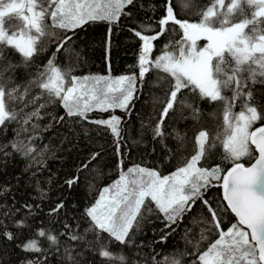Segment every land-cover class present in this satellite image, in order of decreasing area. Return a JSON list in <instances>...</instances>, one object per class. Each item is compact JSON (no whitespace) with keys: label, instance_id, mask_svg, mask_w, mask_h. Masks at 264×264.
Here are the masks:
<instances>
[{"label":"snow or ice","instance_id":"obj_1","mask_svg":"<svg viewBox=\"0 0 264 264\" xmlns=\"http://www.w3.org/2000/svg\"><path fill=\"white\" fill-rule=\"evenodd\" d=\"M177 2L187 7L188 0ZM134 3L135 0H104L103 3L100 0H0V131H6L12 122L19 126L15 133L17 139L0 146V152L9 155L4 148L11 147L35 163H43L33 155L32 141L36 137L31 133L40 128L33 120L42 119L41 110L58 102L65 114L53 117V122L62 123L67 117L76 123L85 120L106 126L117 138L116 151L118 156L121 155V118L112 115L108 119L89 120L87 114L95 110H127L136 92L137 76L133 74L115 79L78 77L71 75V69L62 71L55 65L54 58L72 40V36L66 34L68 31L74 33L90 21H106L109 25L116 23L124 8ZM164 7L165 15L159 19L158 30L153 34H143V25L140 31L132 29L142 41L138 73L141 82L151 68L167 74L166 77H158L165 95L153 138L163 140L164 118L177 107L191 110L192 118L200 119L199 108L184 97V90H189L193 98L223 105V132L210 141L208 131H198L192 141L191 152L194 154L184 157L183 166L169 175H161L155 169L140 165L122 172L114 189H104V193L111 192L112 195L101 194L95 204L85 209L90 227L84 231L94 235V240L86 243L101 258L123 262L125 256H117L108 250L110 243L132 245V233L152 215L159 218L163 214L167 221L165 227L175 231L173 225L178 224L199 201L207 212V218L203 221L205 228L201 229L199 239L188 241L194 248L193 264H264V102L257 99L258 94L252 87L264 85V0H227V3L226 0H210V6L198 14L200 19L197 22L178 19L174 0H165ZM170 22L179 26L182 35L172 44L173 50H168L169 46L165 45L162 54L153 60L150 53L154 42L164 35ZM56 30H62L64 35H58ZM202 40L206 44L199 46L198 42ZM49 42L56 44V51L44 70L33 79L21 85L7 75L19 67L27 68L33 57L43 52ZM8 50L19 54L21 61L18 64L8 60ZM227 91L232 93L231 97L224 95ZM237 101L241 110L234 113L232 109ZM258 121L260 126L250 130ZM84 132L87 134L88 129L85 128ZM21 133L28 134L26 139L19 138ZM174 136L177 140L176 154L181 150L188 151L187 139L175 130ZM221 137L222 160L231 163L223 176L224 169L219 164L198 166L201 160L207 161L208 154ZM168 151L171 157L172 150ZM97 155L99 153L93 154L92 159ZM244 157L252 161L249 166L240 162ZM77 181L78 177H74L66 183L71 186ZM219 181H222L219 185L223 189L222 200L205 199L208 190L217 186L214 182ZM25 207L30 209L31 205ZM62 207L63 204H59L53 211ZM229 210L237 221L230 223L225 230L224 216L229 214ZM14 224L18 229L29 227L25 220ZM0 227L4 228L0 237L7 241L16 238L2 220ZM105 233L107 238L103 235ZM36 235L45 237L52 244L58 243V237L43 228ZM214 235L218 238L210 240ZM167 236V233L161 236V240H166ZM70 239L84 241L85 237L71 234ZM204 241L209 242L206 249L201 250ZM18 246L26 252L42 251L38 239H30ZM65 251L68 260L78 264L71 251ZM3 255L4 250L0 249V264H7ZM152 261L153 264H161L155 256ZM21 264H38V261L27 260ZM168 264H180V260L173 259Z\"/></svg>","mask_w":264,"mask_h":264},{"label":"trees","instance_id":"obj_2","mask_svg":"<svg viewBox=\"0 0 264 264\" xmlns=\"http://www.w3.org/2000/svg\"><path fill=\"white\" fill-rule=\"evenodd\" d=\"M174 4L178 19L197 22L200 19L198 14L205 10L206 6H210V0H188L187 7L177 0H174ZM164 5L165 0H135L134 5L124 8L116 23L109 25L106 21H90L74 33H66L72 36V40L65 45V50L57 53L54 58L55 65L62 71L71 69V75L78 77L117 78L133 74L137 76L136 92L127 110H95L87 114L89 120L108 119L112 115L121 118V155L118 156L116 151L117 138L106 126L90 124L85 120L76 123L67 117L64 122L55 123L53 117L59 118L65 114L58 102L42 109L43 118L33 120L40 128L31 134L36 137L32 141L35 149L33 155L38 160L42 159L43 163L37 164L16 153L11 147L4 148V152L9 155L0 152V220L7 226V230L16 236L13 241L0 237V249L4 250L3 260L7 264H21L27 260L38 261V264H72L65 249L71 251L78 264H153V256L161 264H168L173 259L180 260V264H193L194 248L188 241L199 239L201 229L205 228L203 221L207 218V212L199 201L191 212L186 213L178 224L173 225L175 231L165 227L167 221L163 214H160L159 218L152 215L141 222L138 230H134L132 245L110 243L108 250L117 256H125L126 260L123 262L115 258H101L86 243L94 240V235L84 231L90 227L85 209L96 203L104 193V188L113 183L121 172L140 165L155 169L161 175H169L177 167L183 166L184 157L194 154L191 152L192 141L198 131H208L210 141L223 132V105L220 102L193 98L189 90H184V97L199 108L200 119H193L191 110L177 107L164 118L163 140L161 141L160 137L153 138V129L163 108L161 100L165 95L158 77H166L167 74L151 68L141 82L138 73L142 41L132 29L140 31V26L143 25V34H153L158 30L159 19L165 15ZM56 31L58 35H64L62 30ZM181 35L179 26L170 22L164 35L154 42L150 58L154 60L156 56L161 55L165 45L169 46L168 50H173L172 44L178 41ZM198 44L200 45L201 41ZM55 51L56 44L49 42L43 52L33 57L27 68L19 67L7 75L12 76L15 83L24 85L44 70ZM7 58L13 64L21 61L19 54L11 50L7 51ZM252 87L258 94L257 99L264 102V96L259 95L264 94V85L255 84ZM35 92L33 89V94ZM224 95L231 97L232 93L227 91ZM240 110V102L237 101L232 111L238 113ZM49 124L52 125L50 128L47 127ZM258 124L259 121L253 127ZM18 127L12 122L7 125L6 131H0V146L8 145L17 139L15 133ZM85 128L88 129L87 134L84 132ZM174 130L187 139L188 151L181 150L176 154L177 140ZM27 135L21 133L19 138L26 139ZM222 139L223 137L216 141L207 161L201 160L199 167L219 164L225 172L231 166L230 162L222 160ZM169 149L173 153L171 157ZM95 153L99 155L92 159ZM240 162L249 164L251 161L244 157ZM74 177H78L77 183L69 186L66 181ZM219 182H214L217 186L208 190L205 199L222 200ZM59 204H63V207L54 212L53 209ZM25 205H31V208H26ZM18 220H25L29 227L16 228L14 222ZM230 223H236V218L229 211V214L224 216L225 230ZM41 228L57 236L58 243L52 244L45 237H37L36 233ZM2 231L4 228L0 227V232ZM166 233L167 239L162 241L161 236ZM71 234L84 235L85 240L73 241L70 239ZM103 235L107 238L106 233ZM216 238L218 236L214 235L209 239ZM30 239H38L41 252H26L18 246ZM208 242L201 243V250L206 249ZM182 253L188 255H181Z\"/></svg>","mask_w":264,"mask_h":264},{"label":"rangeland","instance_id":"obj_3","mask_svg":"<svg viewBox=\"0 0 264 264\" xmlns=\"http://www.w3.org/2000/svg\"><path fill=\"white\" fill-rule=\"evenodd\" d=\"M100 2L101 3H103L104 2V0H100ZM204 44H206V41H201V44L199 45V46H203ZM106 78H111V79H115V78H113V77H106ZM123 172H127V170L126 171H123ZM122 173V172H121ZM121 175V174H120ZM119 175V176H120ZM119 179V177L113 182V183H111L109 186H107L106 188H112V189H114L115 188V182L117 181ZM105 189V188H104ZM105 196H107V197H110L111 195H112V193L111 192H109V193H103Z\"/></svg>","mask_w":264,"mask_h":264},{"label":"water","instance_id":"obj_4","mask_svg":"<svg viewBox=\"0 0 264 264\" xmlns=\"http://www.w3.org/2000/svg\"><path fill=\"white\" fill-rule=\"evenodd\" d=\"M260 126V124L259 125H256V126H254L251 130H254L256 127H259ZM253 148H254V146H252ZM257 155H258V153H257ZM252 162V161H251ZM250 165V164H249ZM249 165H246V166H249ZM231 167V166H230ZM226 172V171H225ZM225 172H224V174H225ZM223 174V175H224ZM220 184H222V181L220 182ZM220 189H221V197H223V189H222V187H220ZM225 204H226V202H224ZM230 211V210H229ZM234 215V214H233ZM236 220H237V218H236Z\"/></svg>","mask_w":264,"mask_h":264}]
</instances>
